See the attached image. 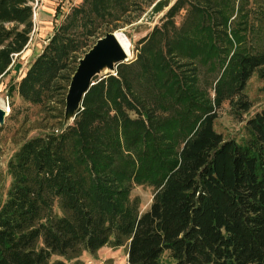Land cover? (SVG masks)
Here are the masks:
<instances>
[{
	"label": "trees",
	"instance_id": "16d2710c",
	"mask_svg": "<svg viewBox=\"0 0 264 264\" xmlns=\"http://www.w3.org/2000/svg\"><path fill=\"white\" fill-rule=\"evenodd\" d=\"M152 3L166 0H80L17 81L22 99L54 100L58 119L6 161L0 264L78 263L104 245L124 246L123 264H264V105L241 141L214 129L221 103L246 111V81L264 75V0H173L135 56L94 75L63 120L78 58ZM31 23L27 0H0V74ZM134 184L151 187L144 209Z\"/></svg>",
	"mask_w": 264,
	"mask_h": 264
},
{
	"label": "rangeland",
	"instance_id": "374dc122",
	"mask_svg": "<svg viewBox=\"0 0 264 264\" xmlns=\"http://www.w3.org/2000/svg\"><path fill=\"white\" fill-rule=\"evenodd\" d=\"M173 0H166V4L156 12H152L151 5L138 16H128V21L121 23L119 26L111 31L119 32L128 40L129 56L132 59L136 53L137 39L150 31L154 24H159L161 16L164 13L168 4ZM40 5L37 2L35 11L36 17L34 19L35 28L31 27L28 33V39L19 52H14L11 55V62L8 69L0 74V100L6 105V114L3 121L0 123V188L2 191L7 187L9 176L6 174V161L11 154L18 147L20 142L38 131L41 130L39 125H44L45 129L55 124L57 121V111L55 108L50 110L47 108L56 102L46 101L44 105L34 104L22 99L16 91V84L20 77L24 74L29 63L39 53L43 45L47 42L48 36L51 34L53 27L57 25L62 16L69 11V9L80 3V0H67L69 7L64 12H59V4L64 0H43ZM66 2V1H65ZM43 13H42V12ZM184 15V9L178 11L173 19L176 24H179ZM98 34V33H96ZM30 37V38H29ZM92 35L89 36V39ZM262 46L261 40L257 42ZM198 64V79L201 86L211 94L210 84L212 82V75L207 70L206 65ZM116 64L114 65L115 68ZM113 68V70H114ZM264 71V67L262 69ZM107 72H112L106 66H103L96 72V76L104 75ZM244 95L250 102V106L246 111L235 112L227 101H223L216 109V117L214 119V129L221 133L224 138H233L241 141L245 136V129L243 127L244 119L251 115L264 105V75L254 72L246 81L244 87ZM73 115V114H72ZM72 116L64 118L66 123L72 121ZM151 187L142 184H134L130 190V195H136L140 200V209H144L151 197ZM55 257L52 256V258ZM78 263L70 260V264H123L125 262V248L124 246H102L95 253L90 254L83 251L78 257Z\"/></svg>",
	"mask_w": 264,
	"mask_h": 264
},
{
	"label": "water",
	"instance_id": "95a60500",
	"mask_svg": "<svg viewBox=\"0 0 264 264\" xmlns=\"http://www.w3.org/2000/svg\"><path fill=\"white\" fill-rule=\"evenodd\" d=\"M124 60H128V57H125L114 36V31H105L103 35L97 37L78 58L77 64L70 75L65 93L63 117H73L75 108L80 105L83 94L93 83L92 77L98 70L106 66L114 74V65ZM5 114L6 105H0V123L3 121Z\"/></svg>",
	"mask_w": 264,
	"mask_h": 264
},
{
	"label": "bare ground",
	"instance_id": "6f19581e",
	"mask_svg": "<svg viewBox=\"0 0 264 264\" xmlns=\"http://www.w3.org/2000/svg\"><path fill=\"white\" fill-rule=\"evenodd\" d=\"M114 36L118 42V44L120 45L122 51L124 52L125 57L129 56V48H128V40L122 36L119 32H114ZM0 105H4L1 100H0ZM6 109H8L6 107Z\"/></svg>",
	"mask_w": 264,
	"mask_h": 264
},
{
	"label": "crops",
	"instance_id": "0c3cea01",
	"mask_svg": "<svg viewBox=\"0 0 264 264\" xmlns=\"http://www.w3.org/2000/svg\"><path fill=\"white\" fill-rule=\"evenodd\" d=\"M37 2H38V0H36ZM43 0H39V3H40V5H45V4H43L44 2H42ZM66 1V2H65ZM173 2V1H172ZM171 2V3H172ZM27 3H29L30 5L32 4V0H27ZM154 3V2H153ZM153 3H152V5H153ZM170 3V4H171ZM170 4H168L167 5V7H166V9L168 8V6L170 5ZM59 12H64L68 7H69V5H67V0H64V2H62V3H60L59 5ZM165 9V10H166ZM42 12V11H41ZM43 13V12H42ZM35 17H36V11H35ZM35 17L32 19V15H31V21H32V23H31V27L34 29L35 28V22H34V19H35ZM33 29H30V30H33ZM30 38V37H29ZM29 40V39H28ZM23 49V48H22Z\"/></svg>",
	"mask_w": 264,
	"mask_h": 264
},
{
	"label": "built area",
	"instance_id": "2783aa9c",
	"mask_svg": "<svg viewBox=\"0 0 264 264\" xmlns=\"http://www.w3.org/2000/svg\"><path fill=\"white\" fill-rule=\"evenodd\" d=\"M36 5H37V1L36 0H32V4H31V15H32V19L35 17V8H36Z\"/></svg>",
	"mask_w": 264,
	"mask_h": 264
}]
</instances>
